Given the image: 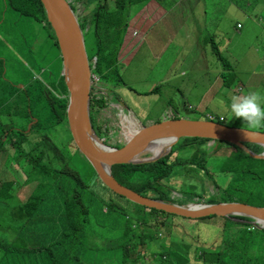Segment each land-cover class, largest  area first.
I'll use <instances>...</instances> for the list:
<instances>
[{"label":"trees","instance_id":"16d2710c","mask_svg":"<svg viewBox=\"0 0 264 264\" xmlns=\"http://www.w3.org/2000/svg\"><path fill=\"white\" fill-rule=\"evenodd\" d=\"M80 1L86 6L89 4L95 5L91 15L86 17V21L79 20L86 50V36L90 34L94 38V42H92V48L94 47V49L91 52L87 51L88 59L92 63L91 67H93L92 73L98 76L100 84L104 85V83L110 81L113 88L117 89L125 85L122 78L119 77V51L131 21L129 12L133 0H115L116 7L114 10H109L106 7L107 0ZM71 8L74 11L72 5ZM7 17L14 21H18V18L34 20L35 25L43 30L42 35L44 29L51 32L49 41L52 42V47L57 50L54 60L49 66L42 69L40 67L41 62L34 56V45L30 41L32 36L38 37L40 31H36L34 35L30 34L26 39H23L21 33L15 31H12L9 36L0 33V46H6L14 54L29 53L35 63L34 67H31L33 69L31 74L39 75L40 83V88L35 89L32 81H27L21 88L17 86V83L9 82L6 78V72L9 69L12 74L20 77L26 72L24 68L18 65L15 60L16 57L0 54V129L7 127L9 123L11 128L0 132V146L4 145L6 143L5 138L11 135L17 139V144L21 145L28 142L30 150L26 152L22 149V153L16 158L17 160L21 156L28 158L27 163L34 166L39 170V174L46 178L48 174L46 169L50 165V160L46 159L49 155L46 149L52 148L54 153L60 152L62 151L63 142H72L73 139L70 130H68L70 129L67 114L69 92L64 77L60 75L63 65L59 70L55 64V61L61 57L59 56L60 47L55 32L48 22L41 0H0V22ZM182 29L187 31L185 25L182 26ZM176 36L182 38L179 32H176ZM26 43L29 44V47L24 49L22 45ZM47 43L46 40L40 46L42 56L48 54V52H45V48L48 46ZM216 52L219 53L218 50ZM45 61L46 59L43 63ZM54 64L57 66L55 69ZM23 66L26 67V63H23ZM227 82L226 76L224 85ZM8 83L11 85L10 88L7 87ZM96 88L101 89L93 82L91 89V122L99 138L107 144L104 140L106 134L101 126L97 125L96 115L105 108L106 105L102 106L101 104L106 103L103 96L108 95L101 94L98 97L94 92ZM113 100L117 101L118 99L114 97ZM121 103L123 104V102ZM94 106H96L95 111ZM123 106L125 107L124 104ZM206 119L208 121L212 120ZM224 120L220 119L216 122L224 125ZM238 121L243 120L237 119L236 121L235 126L241 128L237 125ZM63 125L67 127L69 134L66 138L60 139L61 126ZM262 131L264 132V129ZM33 133H39L45 138L40 141L41 137L38 135L36 137L38 140H34L31 137ZM56 138L59 139V146L55 143ZM208 140L198 137L185 138L180 145L176 148L173 147L168 156L148 164L113 166V175L119 183L143 196L173 204L178 203L181 206H189L196 199L195 204L201 205L203 203L199 202L198 199L204 198V194L201 193L203 190L189 188L187 191H182L181 187L184 182L182 180L184 178H181L180 163L182 155L187 157L186 160L194 159L199 168H206L203 164V151L198 148ZM219 142L225 145L223 141ZM185 146L195 147V152L199 153L200 156L196 158L184 155L180 148ZM229 146L231 148L230 154L223 158L224 164L221 173L231 172L234 175L227 188V193L231 192L234 196L226 195L228 198L223 199H225V202H229L230 199L229 203H231L238 202L234 198L238 199L239 197L241 199H238L241 201L240 203L264 207L261 206L264 205V181H259L253 175L254 169L261 171L264 175V159L252 157L239 146L232 144H229ZM246 146L258 155L264 152V148L260 145L246 144ZM113 147L120 148L121 146L115 145ZM174 153H177L178 164L169 165L168 160ZM63 159L59 155L55 158V164L59 161L62 166ZM57 169L54 172L56 175L68 171L67 174L62 175L63 181L59 200H57L55 194H52V196L47 194L46 198L38 199V193L48 189V183L40 181L24 204L16 198L13 199L14 208L9 219L4 220L5 208L0 210V213H2L1 222L5 223L0 238L7 242L6 260L23 259L26 264H39L28 257L36 256V259H41L43 264H148L149 260L146 259L145 255L151 253L154 261L157 260V264H170L165 257V255L169 256L171 253V247L167 251V242L169 238L173 240L178 238L173 220L180 216L157 209H148L131 202L104 186L100 179L99 181L110 192L111 197L106 199L98 196L99 200L95 201L91 194L86 193L89 186L80 179L76 170H69L65 166ZM206 175L210 176L211 174L207 172ZM177 177L182 179L179 189H175V185L172 183ZM97 178H99L98 175ZM11 181L6 182L0 189V200L6 194L11 195V190H16L17 186L22 187V185L31 184L33 179L28 178L22 185L16 181ZM69 182H71L72 188L68 187ZM63 185L66 187L65 190H63ZM82 185L84 189H81ZM51 188L54 187L51 186ZM80 192L85 195L80 196ZM178 197L184 198L185 201L177 202L175 199ZM47 198L56 200L46 201ZM86 198L89 203H86ZM97 202L100 207L99 214L96 216ZM209 202L215 203L213 201ZM2 203L4 201H0V205ZM35 205H39V207L49 206V208L37 210ZM8 212H10L9 209ZM92 215L96 216L99 225L92 220ZM207 218L209 217L200 219ZM225 219L230 222L225 225L227 231H221L222 241L216 245V249H208V253L205 249L206 246H203V242H201L202 237H199L201 236L200 227L196 224L197 235L199 233L198 238L202 246L198 245L200 243L196 245L190 243L188 253L191 262L193 264H264V228L256 226L249 218L239 217L238 222L230 218ZM194 220L197 221L198 219ZM163 228L164 233L165 231L168 232L167 237H162ZM6 229L8 233H6ZM169 232L171 236H169ZM10 234L12 237H10ZM236 234L249 239L251 242L237 245V241L235 243L225 241L226 235L236 238ZM93 240H100L105 244L101 246ZM39 256L42 258H39ZM251 256H254L255 259L248 258Z\"/></svg>","mask_w":264,"mask_h":264},{"label":"rangeland","instance_id":"374dc122","mask_svg":"<svg viewBox=\"0 0 264 264\" xmlns=\"http://www.w3.org/2000/svg\"><path fill=\"white\" fill-rule=\"evenodd\" d=\"M69 1L74 8V13L78 22L79 20L86 21V17L91 15L92 9L95 7L94 4L86 6L80 0ZM151 1L152 0H133L132 6L130 7L129 13L132 21H130L129 28L123 37L118 62L119 77L122 78L125 85L114 89L112 82H106L104 85L100 84L98 82V76L93 75L92 82H95V85L101 88H96L94 91L95 94L98 97H100L101 94L108 95L106 97L103 96L106 103L101 104L102 106L106 105L105 108H103L101 113L96 115L97 125H100L106 134L104 140L108 145L128 147L143 136V133L139 132L141 129L152 125H163L164 123L171 121L170 119H167L171 113H175V116L177 115L176 113H178L180 118L188 119L190 121L207 120L206 118L214 121L225 119L224 125L237 127L235 126L237 118H232L229 108L225 107L224 109H220L214 105V102L202 107H198L195 103V100L198 101L204 91L208 89V84L215 80L218 72L212 71L209 75L198 72L191 80L180 75L181 70H185L184 62L189 60V58H193L194 52L197 49L196 47H193L189 52L188 42L183 37L184 33H182L180 22L168 24L169 28L176 26V30H178V32L182 35V38L175 36L171 43L169 42L171 39V33L167 36L161 35V33L165 32L164 28L166 26V22L164 19L159 18L158 20L151 21L150 24L144 26L142 34L141 31L135 30L140 28V26H135L137 13L148 7ZM176 1L179 0H166L165 5L171 7ZM231 1L235 3L236 6L231 7L230 9H225L224 7L228 4L222 0L220 7L215 8L216 22L219 16L222 22V28L228 32V35L235 32H241V38L239 35L233 39V41H241V45L244 50H247L249 46L253 45L258 50V54L262 55L264 53V14L262 16H255V14H252V11L258 7L260 0ZM195 2L196 0H191L192 5H194ZM248 4L250 6H248ZM184 6H189V1H184ZM106 7L109 10H114L116 7L115 0H107ZM260 8L264 10V6ZM148 11L149 9H147V12ZM188 11L189 9L183 13V17H185ZM248 16L250 20L248 19ZM252 20L256 21V25ZM140 21L141 19H137L138 23ZM213 22H215V20H213ZM239 25L243 27V29H240L238 27ZM12 31L21 33L23 35V39H26L30 34L34 35L36 31H40L38 37L32 36L30 38V41L34 45V56L41 62L40 67L42 69H45L54 60V55L56 56L57 50L55 47H52V42L49 41L51 32H47L44 29V34L42 35L43 30H40L35 25L34 20L29 18H18V21H14L13 19H8L7 17L4 21L0 22V33L9 36ZM166 31H168V29ZM134 32L136 33L133 34ZM46 40L48 42V46L46 44L47 47L45 48V52H48V54H45L46 56H42L40 46L44 44ZM85 40L87 51L91 52L94 49V47L92 48L94 38L89 34L86 36ZM221 42L224 45V39H222L217 40L214 46V49L220 52L224 51V47H222ZM22 47L25 49L26 47H29V44L26 43L25 45H22ZM243 49L239 51L243 52ZM60 53L61 50L59 51V56H61ZM0 54L13 58L16 57L15 60L18 65L24 68L26 72V74L24 73L22 74V77H20L12 74L9 69L8 72H6V78L9 82H15L17 83V86L21 88L27 81H32L35 85V89L37 87L40 88L39 75L31 74L33 72L31 67H34L35 63L29 53L25 52L22 55L14 54L9 51L6 46L1 45ZM208 55H211V57L214 56L210 48ZM45 59L46 61L43 63ZM235 59L240 60L241 56L231 55L228 63H226L223 59V63H221L218 59H215L214 63L216 69L220 68L224 73V75L220 78L221 81L224 82L227 76L228 82L231 83L230 87L232 90L230 92L242 95L250 91L259 90L264 93V64H262L261 68H258L257 71H255L254 67H248L244 63H237L235 62ZM203 61L204 60H200V62L194 65V68L198 69ZM23 63H26L27 66L24 67ZM55 64L60 70L63 65V59L60 57L57 61H55ZM55 64L54 69L57 68ZM259 64L260 61L254 62V66H259ZM185 72L187 73V70ZM60 75H62V70ZM253 76L255 78L251 80ZM230 78L233 79L231 80ZM183 83L184 86H182ZM9 86H11L10 83H8L7 87L10 88ZM158 86H161L158 93L145 95ZM180 89L183 90L184 95L179 94L178 91ZM225 89L228 90V88ZM114 97L118 100H113ZM121 102H123L125 107ZM93 109L95 111L96 106H94ZM237 125L242 129H247L244 121H238ZM61 128L62 131L60 132V139H63L67 137L69 132L67 131V127H65V125L61 126ZM6 129H11L10 123L7 127L0 129V132L2 130L6 131ZM263 129L264 128L248 130L262 131ZM68 130H70L73 139L72 142H63V146L61 148L62 151L54 153L52 148L46 149V151L49 152L46 159L50 160V165H48L46 169L48 172L46 178H44L43 175H40L39 170H37L34 166L27 163L29 161L28 158L21 156L19 160L16 159V157H19L22 153V149L26 152L30 150L29 143L24 142L20 145L17 144V139L12 137V135L6 137V143L0 146V189L10 180L16 181L18 184L22 185L28 180V178H32V183L21 187L18 192L23 194V200H26L31 195L34 188L37 186V183L40 181L48 183V189L40 191L38 193V199L46 198L47 194H49V196L55 194V197L59 200L63 181L62 175L67 174L68 171H63L61 175H56L54 172L58 170L57 168L60 169L62 166H65L69 168V170L74 169L79 173L80 179L89 186L86 193L88 195L91 194L95 201L99 200L97 198L98 196L105 197L106 199L111 197L110 192L103 187V184L99 181V178H97L93 166L83 154V151L81 152L76 148V142L72 134V129ZM38 135L41 137L40 141L45 138L39 133H33L31 137L34 138V140H38L36 138ZM183 140L184 139L177 142L174 148L180 145ZM55 143L59 146L58 138L55 139ZM198 149L203 151V164L206 168H199L194 159L186 160L187 157L181 155L182 161L180 163V173L182 174L181 178L184 179L182 180L180 177H177L172 182L175 185V189H179L184 181L181 187L182 191H187L189 188L203 190L201 193L204 194V198L198 199L199 202L206 205L228 204L231 200L229 199V202H225V199L228 198L226 195L234 196L231 192L227 193V188L232 182L234 175L231 172L221 173V169L224 164L223 158L230 154L231 148L229 144L225 143V145H222L218 140L209 139L206 143L200 145ZM180 150L183 151L186 156L196 158L200 156L199 153L195 152V147L189 148L185 146L181 147ZM59 155L64 158L62 166L59 161L55 164V158ZM168 164H178L177 153H174L169 158ZM207 172L211 175H206ZM253 175L256 176L259 181H264V175L261 171H256L254 169ZM51 186L54 188H51ZM68 187L72 188L71 182L68 183ZM65 189V185H63V190ZM81 189H84L83 185L81 186ZM79 195L84 196L85 194L80 192ZM9 196V194H6L1 200H8ZM234 199L239 203L241 202L239 197L238 199L240 200L236 198ZM55 200L56 199L50 198L46 199V201ZM175 200L177 202L185 201V199L181 197H178ZM85 201L86 203H89L87 198ZM194 201L196 202L197 200L195 199ZM209 201H213L215 203ZM195 202L192 204H195ZM35 206L37 207V210L49 208V206ZM99 207L100 206L97 202V209L95 210L97 213L96 216L99 214ZM96 216L92 215V220L99 225V221L96 219ZM225 218L226 217L210 216L207 219H198L197 221L184 217H177V219H174L173 223L176 225V235L178 238L173 240L168 237L167 251L169 250V247H171V253L169 256L165 255V257L168 259L169 263L193 264L188 253L190 243H193L194 245L200 243L198 245L202 246L201 242H203V246H206L205 249L207 253L209 252L208 249H216V245L222 241V232L227 231L225 225L230 223ZM231 220L238 222V218H236V220ZM196 224L200 227L199 231H201V236H199V233L197 235ZM4 225L5 223L0 221V235L2 234ZM237 225L241 226L239 224ZM165 236H168V232L165 231L164 233L163 228L162 237ZM169 236H171L170 232ZM198 236L202 237L201 242ZM93 241L101 246L105 244L100 240ZM225 241H230L231 243H235V241H237V245L251 242L249 239L240 235H237L236 238L226 235ZM145 256L146 259L149 260L150 264H157V260L154 261L151 253L146 254ZM241 256L245 258L247 257L245 255ZM28 257L30 260L33 259L31 256ZM248 258L255 259L254 256ZM38 263L43 264V261L38 260ZM2 264H26V262L23 259H16L5 260Z\"/></svg>","mask_w":264,"mask_h":264},{"label":"water","instance_id":"95a60500","mask_svg":"<svg viewBox=\"0 0 264 264\" xmlns=\"http://www.w3.org/2000/svg\"><path fill=\"white\" fill-rule=\"evenodd\" d=\"M41 1L61 50L62 76L69 92L67 114L70 129L77 148L83 151L103 184L114 193L148 209H157L189 219L218 216L236 220L244 217L264 228V207L239 202L181 206L143 196L117 181L112 172L113 166L156 162L168 156L177 142L185 138L198 137L223 141L239 146L254 158L264 159V152L258 155L246 146V144H257L264 148V132L230 127L216 121H190L182 118L170 119L171 121L163 125H152L141 129L139 132H142L143 136L128 147L116 148L105 144L91 122L93 67L88 59L83 32L70 1ZM157 145L159 151L162 150L154 154L151 148Z\"/></svg>","mask_w":264,"mask_h":264},{"label":"crops","instance_id":"0c3cea01","mask_svg":"<svg viewBox=\"0 0 264 264\" xmlns=\"http://www.w3.org/2000/svg\"><path fill=\"white\" fill-rule=\"evenodd\" d=\"M184 1H189V6H184ZM228 5L225 6V9H230L231 7L236 6L235 3H233L231 0H224ZM166 0H152L148 5V7L144 8V10L139 11L137 13V19H141V21L138 23L137 19L135 21V26H140V28L135 29L137 31H142L144 29V26H147L151 23V21H155L160 19H164L166 22V26L164 28L165 32L161 33V35H168L170 34V40L169 42H172V39L176 36V26H173L172 28L168 27V24L171 23H179L181 27L183 25L186 26L187 31L182 29V33H184L183 37L185 40H187V44L189 47V52L193 47H196V51L194 52L193 58H189V60H186L184 62L185 70H181L180 75L183 77L188 78L191 80L193 77L196 76L198 72H202L205 75H209L212 71H217V77L212 83L208 84V89L204 91V93L201 95V97L198 99V101L195 100V103L198 107L206 106L209 104H212L215 101V98L217 96H220L223 92V89L228 88L229 91H231V83L227 82L226 85H224V82L221 81V76L224 75L223 71L218 68L216 69L215 66V59H218L221 63H223L222 59L225 60L226 63L229 62V57L231 55L234 56H241L240 60L235 59V62L237 63H244L248 67H254L255 71H257L258 68L262 67V64H264V53L262 55L258 54V50L253 46H249L247 50H244L241 41H233L236 37L240 35L241 38V32L240 33H232L231 35H228V32L222 28V22L221 19L217 18L216 22V10L215 8L220 7L222 0H196L195 4H191V0H179L176 1L171 7H168V5H165ZM203 3V4H202ZM248 6H250L248 4ZM264 6V0L259 1L258 7L252 11V14H255V16L259 15L262 16L264 14V10H262L260 7ZM176 7V8H175ZM147 9L149 11L147 12ZM189 9L188 13L183 17V13L186 12ZM220 14V13H219ZM248 19L250 20L249 16ZM215 20V22H213ZM132 21V20H131ZM253 23L256 25V21L252 20ZM130 25V24H129ZM258 25V24H257ZM240 29H243V27H239ZM168 29V31H166ZM136 33V32H135ZM134 34V33H133ZM264 34V33H263ZM224 39V45L222 44V47H224V51L217 54L216 50L214 49L215 43L217 40ZM209 48L211 49V52L214 54V56L211 57V55H208ZM244 50L243 52L239 50ZM220 54V55H219ZM187 57V56H186ZM200 60H204L201 62L200 67L198 69L194 68V65H196ZM260 61L259 66H254V62ZM187 70V73L185 72ZM255 77L253 76L251 80H253ZM231 80L233 78H230ZM184 86V83L182 84ZM161 86L155 87L148 95L158 93L160 91ZM180 95H184L183 90L178 91ZM141 95V94H140ZM191 107V106H190ZM189 107V108H190ZM228 144V143H227ZM8 182H12L11 180ZM27 185H22V187ZM21 187L17 186L16 190H11L12 194L9 196L8 200H5L4 203L0 205V210L5 208L4 213V220H7L10 218L12 214V210L14 208L13 206V199L16 198L21 203H25L26 200H23V194L18 193ZM2 201V200H0ZM8 209L10 212H8ZM2 216V213H0V217ZM1 221V219H0ZM3 232V229H2ZM6 233H8L6 229ZM10 237L12 235L10 234ZM7 254V242L3 241L0 238V263H3L6 259ZM39 258H42L39 256ZM5 259V260H4ZM4 260V261H3ZM33 261L38 263V260L36 259V256L33 257Z\"/></svg>","mask_w":264,"mask_h":264},{"label":"clouds","instance_id":"9594fccd","mask_svg":"<svg viewBox=\"0 0 264 264\" xmlns=\"http://www.w3.org/2000/svg\"><path fill=\"white\" fill-rule=\"evenodd\" d=\"M214 105L220 109L229 108L232 118L242 119L247 129L264 128V93L259 90L237 95L225 89L215 98ZM176 114L175 116V113H171L167 119H182Z\"/></svg>","mask_w":264,"mask_h":264},{"label":"bare ground","instance_id":"6f19581e","mask_svg":"<svg viewBox=\"0 0 264 264\" xmlns=\"http://www.w3.org/2000/svg\"><path fill=\"white\" fill-rule=\"evenodd\" d=\"M151 150H152V152H153L154 154H157V153L161 152L162 149L159 151V148H158V145H157V146L151 148Z\"/></svg>","mask_w":264,"mask_h":264}]
</instances>
